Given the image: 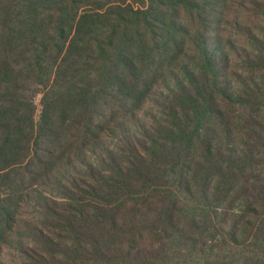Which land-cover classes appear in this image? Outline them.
Listing matches in <instances>:
<instances>
[{
	"label": "trees",
	"instance_id": "trees-1",
	"mask_svg": "<svg viewBox=\"0 0 264 264\" xmlns=\"http://www.w3.org/2000/svg\"><path fill=\"white\" fill-rule=\"evenodd\" d=\"M0 264H264V0H0Z\"/></svg>",
	"mask_w": 264,
	"mask_h": 264
}]
</instances>
